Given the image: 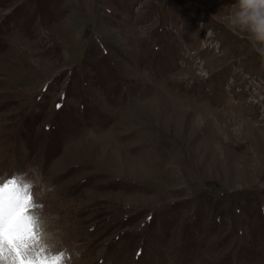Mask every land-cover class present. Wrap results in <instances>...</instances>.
Listing matches in <instances>:
<instances>
[{
    "label": "rangeland",
    "instance_id": "1",
    "mask_svg": "<svg viewBox=\"0 0 264 264\" xmlns=\"http://www.w3.org/2000/svg\"><path fill=\"white\" fill-rule=\"evenodd\" d=\"M235 4L0 0V181H31L65 264H264V66Z\"/></svg>",
    "mask_w": 264,
    "mask_h": 264
},
{
    "label": "snow or ice",
    "instance_id": "2",
    "mask_svg": "<svg viewBox=\"0 0 264 264\" xmlns=\"http://www.w3.org/2000/svg\"><path fill=\"white\" fill-rule=\"evenodd\" d=\"M31 187L22 173L0 182V264H65V253L49 254L40 243Z\"/></svg>",
    "mask_w": 264,
    "mask_h": 264
},
{
    "label": "clouds",
    "instance_id": "3",
    "mask_svg": "<svg viewBox=\"0 0 264 264\" xmlns=\"http://www.w3.org/2000/svg\"><path fill=\"white\" fill-rule=\"evenodd\" d=\"M235 12L227 18L228 26L249 33L248 39L264 66V0H236Z\"/></svg>",
    "mask_w": 264,
    "mask_h": 264
},
{
    "label": "bare ground",
    "instance_id": "4",
    "mask_svg": "<svg viewBox=\"0 0 264 264\" xmlns=\"http://www.w3.org/2000/svg\"><path fill=\"white\" fill-rule=\"evenodd\" d=\"M43 228L46 229L45 226H43ZM43 228H42V229H43ZM45 229H44V233H45ZM40 234H41V233L39 232V240H40L41 245H43V243H46V244H47V242H48V241H47V240H48L47 237L44 236V235H41V238H40Z\"/></svg>",
    "mask_w": 264,
    "mask_h": 264
}]
</instances>
